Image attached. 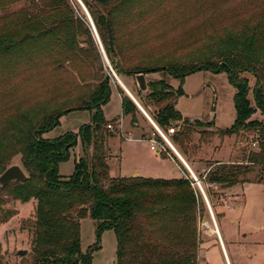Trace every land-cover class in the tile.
<instances>
[{"label":"trees","instance_id":"obj_1","mask_svg":"<svg viewBox=\"0 0 264 264\" xmlns=\"http://www.w3.org/2000/svg\"><path fill=\"white\" fill-rule=\"evenodd\" d=\"M67 1L0 0V22H6L0 35V57L9 56L18 47L26 46L28 37H19L12 27L27 29L33 19L45 17L46 11H55L61 20L57 24L51 21L54 25L49 30L38 32L39 40L63 33L69 37L64 46L73 52L82 22L77 18L75 21L72 17L70 20L65 18ZM81 1L117 76L135 77L140 73L164 72L182 83L185 76L198 71L226 74L228 83L235 90V119L228 129L209 132L221 138L251 133L254 135L252 142L257 141V147L247 153L244 163L212 161L207 163L204 175L196 174L214 212L216 208L212 199L216 193H211L210 186L215 185L216 190L224 191L237 184L264 183V123L251 119L257 112L264 118V18L244 28L238 35L228 34L225 40L214 39L212 46L215 47L210 46L212 48L209 49L212 58L199 65L174 63L163 67H125L116 44L114 22L117 10L126 9L134 0ZM20 2H28L31 8L9 12ZM106 20L111 27L114 52L109 47ZM82 36L100 62L96 44L87 27ZM244 74L253 77L252 89ZM146 84L147 90L143 92L140 105L144 109L150 105L154 108V112L148 114L163 134H167L170 128L177 129L169 141L183 158H188L187 144L195 127L209 129L213 122L204 124L181 116L176 109L178 98L184 94L180 86L175 90L164 79ZM119 92L122 96L121 114L130 116V125L135 126V118L140 111L121 89ZM109 98V79L106 78L80 108L90 112V122L82 125L78 134L66 133L53 141L43 139L42 135L53 130L59 124V118L68 111L46 114L38 120L23 114L17 121L12 120L11 136L5 138L0 135V171H4L11 159L18 155L27 179L0 188V211L6 198L23 204L31 199L37 202L32 218L21 224L27 223L30 227L31 264H92L94 253L100 250L99 238L104 231H112L115 235L114 264H198L201 239L197 224L206 208L199 190L191 187L194 181L183 166L187 179L150 180L112 178L109 175L107 160L110 149L107 141L115 133L107 125H115L117 121H107L103 116L102 107ZM153 134L156 142L170 152L160 136L156 132ZM78 138L82 155L74 161L72 174L63 177L58 166L68 160ZM252 174L256 176L249 178ZM16 214L15 211H6L0 223ZM86 218L94 222L97 240L83 252L80 221Z\"/></svg>","mask_w":264,"mask_h":264},{"label":"rangeland","instance_id":"obj_2","mask_svg":"<svg viewBox=\"0 0 264 264\" xmlns=\"http://www.w3.org/2000/svg\"><path fill=\"white\" fill-rule=\"evenodd\" d=\"M81 3L83 4L82 1ZM131 3L126 9L117 10L114 22L116 44L122 53L125 67H163L174 63L199 65L212 58L209 49L215 47L212 46L214 39L225 40L228 34L238 35L244 28L264 18V0H134ZM65 6L67 10L65 18L70 20L72 17L74 21L77 18L82 22L77 30L80 34L79 37H75L73 52H69L64 46L69 37L63 33L58 32L48 39L39 40L38 32L49 30L48 28L54 25L51 21H55V24L59 22L60 17L57 18L55 11H46L45 17L33 19L27 29L12 27L16 35L27 36L28 40L22 49L18 47L11 55L0 57V135H3L1 137L11 136L12 120L17 121L23 114L38 120L46 114L65 111L68 112L59 118V124L43 134L42 138L53 141L66 133L78 134L80 127L88 124L91 117L88 110L80 108L98 85L108 78L110 89L114 86L121 89L113 74L127 87L140 105L139 101L144 95L138 89L135 77L117 76L103 54L79 2L68 0ZM26 7L31 8L28 2H20L9 12ZM32 12L34 13L35 9ZM87 13L90 17L88 11ZM5 25V21L0 22V35L3 34ZM84 26L90 30L101 63L86 43L85 36H82ZM244 76L249 80L252 89L253 77L247 74ZM145 78L146 83L164 79L175 90L178 86L181 87L184 94L178 98L176 109L184 118L208 122L213 116L211 128L217 131L228 129L233 124L235 90L228 83L225 73L198 71L185 76L182 83L164 72L145 75ZM123 93L127 96L124 91ZM249 99L253 105L251 93ZM143 110L146 114L154 112L151 105ZM105 114L107 119L117 120L115 125L112 124L114 139L107 141L111 149L110 156L111 152L112 155L120 156L119 165L126 171L132 166L130 160L132 151L138 149V144L125 141V137L130 134L128 131L136 128L140 137L146 139H155L152 133L156 131L140 112L136 115L135 126L130 125L127 119L123 121L121 132V129L119 130L121 122L117 118L121 115V105L114 95L110 96L105 105ZM128 117L131 120V117ZM251 119L264 123V118L258 112ZM209 129L195 127L190 143L187 144L188 162L198 163L196 168L199 175H204L207 172V163L215 159H222L221 163H244L247 153L256 150L251 146L254 137L251 133H242L236 138H221L210 133ZM202 131L204 135L199 134ZM164 135L169 141L168 132ZM161 140L167 146L162 138ZM214 147L218 148V151L215 152ZM81 155L78 138L68 160L59 164V174L63 177L71 175L74 161ZM110 158L112 157L108 160ZM115 162L112 158L108 163L111 173H114ZM11 165H19L22 168L20 156L13 157L8 166ZM163 166L168 170L170 165ZM2 172L3 170L0 174ZM171 173L173 170L167 175ZM255 176L256 174H252L249 178ZM210 188L211 193H216L212 199L216 212L213 210L212 212L223 235L241 242L244 250L241 249L239 254L245 253L250 264H264V183L237 184L224 191L216 190L215 185ZM194 189L197 190L196 185ZM36 205L37 202L33 199L23 204L6 198L5 204L1 207L0 219L5 216L6 211H15L17 214L0 223V264H31L30 227L27 223L21 224L32 218ZM205 208L197 224L200 239H204L201 243L210 241L206 238L211 236L210 232H215L206 205ZM223 212L225 216H218ZM231 221L234 224H231ZM238 231L240 235L245 236L239 237ZM96 240L94 222L89 218L81 220V250L84 252ZM99 246L100 250L94 253L92 264H113L116 251L114 233L104 231L100 235ZM18 250H25L26 254L19 257L16 255Z\"/></svg>","mask_w":264,"mask_h":264},{"label":"crops","instance_id":"obj_3","mask_svg":"<svg viewBox=\"0 0 264 264\" xmlns=\"http://www.w3.org/2000/svg\"><path fill=\"white\" fill-rule=\"evenodd\" d=\"M145 80H146V78H145ZM121 84L123 85L122 82H121ZM119 87H121V86L119 85ZM123 87L128 91V89L125 85H123ZM121 89L124 91V89L122 87H121ZM128 93L131 95V93L129 91H128ZM111 95H114L115 97H117L119 102H120V105H121V93L119 92V89L116 86H114L110 89V96ZM142 110H143V108H142ZM102 112H103V116H104L105 120L110 121L109 119L106 118L105 106L102 107ZM146 115L148 116V114H146ZM117 118H119V121L121 122L120 127H121V132H122L123 131V125H124L123 121L127 119V122H128V121H130L129 120L130 118L128 116L124 117V116H122V114L120 116H117ZM144 118L146 119L145 116H144ZM114 119H116V118H113L112 120H114ZM151 121L153 122L152 119H151ZM131 130L132 131H128V132L130 133V136L133 140H130V141L125 140V141H127L129 143L138 144V146H137L138 149H134L132 151V154L130 155V160L132 162V166L129 169H126V171H124L121 168V166L119 165L120 156L112 155V152H111L110 157H112L116 161L114 173H111V171H110L111 169L108 165L109 175L112 178H142V179H150V180H178V179H183V178L187 179V177H186V175H185V173L181 167V166H183V168L186 170L185 166L176 157V155L172 152V150L170 149V147L168 145H167V148L170 150V152L165 151V149L159 150V151L157 149H155L154 151H152L150 149L152 143L158 145V142H156V140L153 138H147L146 139V138L140 137V135L138 134L139 132L136 128H132ZM152 135L154 136L153 133H152ZM112 139H114V138H112ZM217 149L218 148H215V147L213 148V150L215 152L218 151ZM110 151H111V149H110ZM177 153H178V151H177ZM112 158H110L108 160V163L110 160H112ZM175 158L179 162H177L175 160ZM181 158L184 160V162L189 167V169L191 170L193 175L196 177L197 170H198V168H196V166L198 163H189L187 158L185 159L182 156H181ZM213 161L221 162L222 159H218V160L215 159ZM164 164L170 165L168 170L166 168H164V166H163ZM170 170H173V173H171L170 175H167ZM196 179H197V177H196ZM199 185H200V183H199ZM194 186H195V184H191L192 188H194ZM209 206H210V204H209ZM210 208H211V206H210ZM223 214H224L223 216H225V212H223ZM230 223L234 224L233 221H231ZM215 226H216V229L218 231V235L214 231H213L214 233L210 232L211 236L209 235V238H206V239H210V241L205 242V243L204 242L201 243V245L199 247V253H198V264H226V260H228L229 264H250V262L247 261L245 253L239 254V251L241 249L244 250L243 246L241 245V242L239 240H236L235 238H231L230 236L223 235L220 227L217 224L216 219H215ZM213 234L215 236H213ZM238 235H239V237L245 236V234L240 235L239 231H238ZM201 240L204 241L203 238ZM115 253H116V251H115ZM216 256H218L219 258H216ZM115 258H116V256H115Z\"/></svg>","mask_w":264,"mask_h":264},{"label":"water","instance_id":"obj_4","mask_svg":"<svg viewBox=\"0 0 264 264\" xmlns=\"http://www.w3.org/2000/svg\"><path fill=\"white\" fill-rule=\"evenodd\" d=\"M79 2V4L82 6V8L84 9L87 17H88V20H89V23H90V26H91V29H92V32L94 33V35L96 36V39L98 40L99 42V45H100V48L103 52V54L105 55L104 51H103V48H102V45H101V42L98 38V35L96 33V30H95V27L85 9V7L83 6V4L81 3L80 0H77ZM106 28H107V37H108V43H109V47L111 49L112 52H114V47H113V43H112V35H111V27H110V24H109V21L106 20ZM106 57V55H105ZM113 74V73H112ZM113 77L114 79H116V81L118 82V84L124 89L125 93L127 94V96L129 97V99L135 104V106L138 108V110L146 117V119L150 122L151 126L153 127V129L159 134L160 133V130L157 128V126L154 124V122L151 121V119L146 115V113L142 110V108L139 106V104L134 100V98L128 93V91L123 87V85L121 84V82L118 80V78L116 77L115 74H113ZM135 81H136V84L138 86V89L141 91V92H145L147 90V84H146V80H145V75L143 73H140V74H137L135 75ZM190 121H199V120H193V119H190ZM204 124H210L211 122H213V116L211 117L210 121L208 122H203V121H200ZM211 129H209V131H211ZM170 149L172 150V152L176 155V157L183 163V165L185 166L188 174L190 175V177L192 178V180L194 181V184L197 186V189L199 190L202 198H203V201L207 207V210L209 212V214L212 216V218L215 220V217L213 215V212L209 206V203H208V200L205 196V193L202 189V187L199 185V182L198 180L196 179V177L193 175V173L191 172V170L189 169V167L186 165V163L184 162V160L181 158V156L177 153V151L173 148V146L168 142L167 144ZM25 179H27V175L25 174L23 168H21L19 165H11V166H8L1 174H0V188L2 187H5L7 186L8 184L12 183V182H20V181H24ZM224 214L223 213H219L218 216H223ZM215 229H216V226H215ZM216 233L218 235V232H217V229H216ZM26 254V251L25 250H18L16 252V255L19 256V257H22ZM226 264H229L228 263V260H226Z\"/></svg>","mask_w":264,"mask_h":264},{"label":"built area","instance_id":"obj_5","mask_svg":"<svg viewBox=\"0 0 264 264\" xmlns=\"http://www.w3.org/2000/svg\"><path fill=\"white\" fill-rule=\"evenodd\" d=\"M110 71H111V69H110ZM112 72V71H111ZM113 73V72H112ZM107 128L109 129V130H112L113 128H114V125H112V124H109V125H107ZM121 129V127L119 126V130ZM167 132H168V135H172V134H174V132H175V129L174 128H170V129H168L167 130ZM159 136L165 141V143L166 144H168V140L166 139V137H165V135L160 131V133H159ZM125 140H128V141H130V140H133L132 138H130V134L127 136V137H125ZM154 143H152V145H151V147H150V149L152 150V151H154L155 149H157L158 151L159 150H163L164 148H163V146H161L160 144H154ZM251 146L253 147V148H256L257 147V141H254V142H252L251 143Z\"/></svg>","mask_w":264,"mask_h":264},{"label":"bare ground","instance_id":"obj_6","mask_svg":"<svg viewBox=\"0 0 264 264\" xmlns=\"http://www.w3.org/2000/svg\"><path fill=\"white\" fill-rule=\"evenodd\" d=\"M149 122V121H148ZM149 124H150V122H149ZM151 125V124H150ZM210 215V214H209ZM210 218H211V220H212V222H213V225H214V229H215V220L212 218V216L210 215ZM218 232V231H217ZM215 233H216V229H215ZM217 234V233H216Z\"/></svg>","mask_w":264,"mask_h":264}]
</instances>
